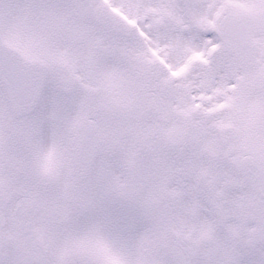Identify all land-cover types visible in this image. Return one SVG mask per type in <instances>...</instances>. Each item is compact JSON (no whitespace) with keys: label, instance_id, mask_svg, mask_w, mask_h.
<instances>
[{"label":"snow or ice","instance_id":"snow-or-ice-1","mask_svg":"<svg viewBox=\"0 0 264 264\" xmlns=\"http://www.w3.org/2000/svg\"><path fill=\"white\" fill-rule=\"evenodd\" d=\"M0 264H264V0H0Z\"/></svg>","mask_w":264,"mask_h":264}]
</instances>
